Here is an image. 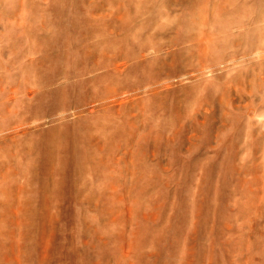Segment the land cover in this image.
<instances>
[{
	"label": "rangeland",
	"instance_id": "rangeland-1",
	"mask_svg": "<svg viewBox=\"0 0 264 264\" xmlns=\"http://www.w3.org/2000/svg\"><path fill=\"white\" fill-rule=\"evenodd\" d=\"M0 264H264V0H0Z\"/></svg>",
	"mask_w": 264,
	"mask_h": 264
}]
</instances>
